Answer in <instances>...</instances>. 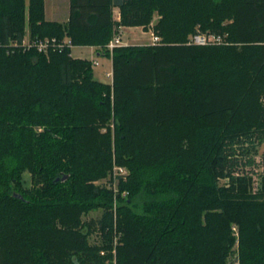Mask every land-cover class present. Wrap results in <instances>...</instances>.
I'll return each mask as SVG.
<instances>
[{
  "label": "trees",
  "instance_id": "1",
  "mask_svg": "<svg viewBox=\"0 0 264 264\" xmlns=\"http://www.w3.org/2000/svg\"><path fill=\"white\" fill-rule=\"evenodd\" d=\"M150 25L159 42L108 48ZM27 35L101 49L113 83L72 48L11 45ZM263 96L264 0H72L65 24L0 0V264H264ZM115 165L118 193L96 185Z\"/></svg>",
  "mask_w": 264,
  "mask_h": 264
},
{
  "label": "built area",
  "instance_id": "2",
  "mask_svg": "<svg viewBox=\"0 0 264 264\" xmlns=\"http://www.w3.org/2000/svg\"><path fill=\"white\" fill-rule=\"evenodd\" d=\"M152 26V25H151ZM153 27V26H152ZM149 31H152L150 29ZM226 36H220L213 33H197L195 35H192L189 39V44L193 45H199V46H206V45H220L225 43ZM160 41V37H158L155 33H151V41L150 43H157ZM11 45H14V47H22L23 49H30V48H36L39 52L48 55L52 50H63L65 47L73 48L71 40L67 37L63 41L59 42L57 39H35L31 40L29 35L25 36L24 40L22 41V44L19 45V43L14 42ZM122 45V40L120 36H116L114 40L111 41L108 48L112 51L115 47ZM95 64H98V62L95 61ZM110 75V74H109ZM264 143V140L262 141ZM262 146V144H261ZM260 146V147H261ZM259 147V151H260ZM256 164L252 168H247L246 171L251 178L252 186L251 191L253 194H257L261 188L263 183V175H264V157L263 154H258L255 156ZM129 175V171L125 167L120 166H114L113 173L111 176L112 181H114L113 185L117 184L116 182H119V176L124 177V179L127 178ZM243 175V174H242ZM225 184H229L230 180L228 177H225ZM115 193H118V189L115 187ZM128 192L124 191L121 196L127 197ZM237 230V229H235Z\"/></svg>",
  "mask_w": 264,
  "mask_h": 264
},
{
  "label": "rangeland",
  "instance_id": "3",
  "mask_svg": "<svg viewBox=\"0 0 264 264\" xmlns=\"http://www.w3.org/2000/svg\"><path fill=\"white\" fill-rule=\"evenodd\" d=\"M114 18H115V12H114ZM149 29H152V31H149ZM146 32H147V34L144 35V34H142V30H140V29H132V30L128 29V30H126L123 33L122 37H123L124 40H130L131 43H138V44L139 43L142 44V43H145V42L150 43V41H151V33L153 32V33L157 34V32L155 31L154 27H152L151 25L149 26V28L147 29ZM118 36L121 37L120 34ZM83 56L90 57L89 53H87L86 51H84ZM106 59L101 58L99 60V58H98L99 63L98 64H94V77H95L96 80H99V81L101 80L102 82H107L108 83V82L111 81L110 75L108 73H110L112 71V67L110 65L109 60L108 59L106 60ZM260 101H261L262 107L264 109V96L261 97ZM263 140H264V138H263ZM263 153H264V143H262V146L260 147V154H263ZM26 177H27V182H30V176L26 175ZM224 178H225V175L222 176L221 178H219V184L220 185H224L225 184V179ZM112 182L114 183V181H112ZM113 183H111L108 180V178H106V179L97 181L96 185H100V186L106 185L108 188H111V189H115V187H116L118 190H120L119 182H116L117 183L116 185L115 184L113 185ZM252 185H250V189H251ZM118 202H119L118 199H115V205H118ZM101 214H102L101 210L92 211L90 214H88L86 217H84V220H87V221L94 220L95 221V220L99 219ZM99 239H100L99 235H97V234H94L91 237L92 243H95V242L98 243ZM236 247H238V244L236 245ZM230 264H238L237 252H235L232 255V257L230 259Z\"/></svg>",
  "mask_w": 264,
  "mask_h": 264
},
{
  "label": "crops",
  "instance_id": "4",
  "mask_svg": "<svg viewBox=\"0 0 264 264\" xmlns=\"http://www.w3.org/2000/svg\"><path fill=\"white\" fill-rule=\"evenodd\" d=\"M71 1L72 0H45V18L49 22H58L65 24L69 21L70 15H71ZM115 12V20H119V8L115 7L114 8ZM128 29H140L142 30V34L146 35L147 32L144 30L142 27H132V28H121L120 35H121V40H122V45H143L147 44V42L138 44V43H131L130 40H124L122 35L123 33L128 30ZM84 51L89 53L90 57L88 56H83ZM80 52V53H79ZM73 58L76 59H86L90 60L93 62H98L101 58L103 59H108L110 62V65L112 67V71L108 74H110V79L111 81L108 82L110 84L113 83V62L112 59L109 57H106L103 53V51L97 47H90V46H75L72 48V53H71ZM99 60H98V58ZM106 59V60H107ZM99 81V80H98ZM100 82H102L100 80ZM107 83V82H103ZM29 175V174H25ZM30 176V175H29ZM27 180V177H25Z\"/></svg>",
  "mask_w": 264,
  "mask_h": 264
},
{
  "label": "water",
  "instance_id": "5",
  "mask_svg": "<svg viewBox=\"0 0 264 264\" xmlns=\"http://www.w3.org/2000/svg\"><path fill=\"white\" fill-rule=\"evenodd\" d=\"M58 180V179H57Z\"/></svg>",
  "mask_w": 264,
  "mask_h": 264
}]
</instances>
